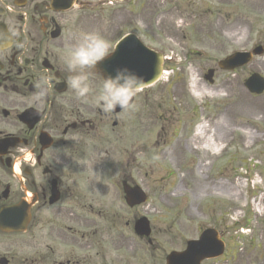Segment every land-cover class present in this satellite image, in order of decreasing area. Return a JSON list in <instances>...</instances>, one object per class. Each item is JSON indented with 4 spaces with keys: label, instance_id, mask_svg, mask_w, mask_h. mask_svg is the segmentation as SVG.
I'll return each instance as SVG.
<instances>
[{
    "label": "flooded vegetation",
    "instance_id": "flooded-vegetation-1",
    "mask_svg": "<svg viewBox=\"0 0 264 264\" xmlns=\"http://www.w3.org/2000/svg\"><path fill=\"white\" fill-rule=\"evenodd\" d=\"M13 2L0 0V24L23 37L12 42L8 51L0 52V133L19 140L8 152L10 159L19 157L21 196L26 198L29 193L44 205L52 191H57L55 206L60 210L61 200L82 194L76 178L82 176L90 191L88 184L97 163L93 160V137L111 114L78 100L67 83L70 76L62 54L75 45L77 31L86 29L82 20L59 13L55 17L43 0H27L21 9ZM41 76L48 78L50 88L43 101L35 103L32 97ZM10 109L16 113L11 114ZM2 110L7 111L6 116ZM34 183L36 193L31 192Z\"/></svg>",
    "mask_w": 264,
    "mask_h": 264
},
{
    "label": "clouds",
    "instance_id": "clouds-1",
    "mask_svg": "<svg viewBox=\"0 0 264 264\" xmlns=\"http://www.w3.org/2000/svg\"><path fill=\"white\" fill-rule=\"evenodd\" d=\"M111 47L110 41L99 32L79 33L75 45L62 57L64 67L72 73L68 86L78 100L91 102L105 114H113L117 107L126 111L135 110L133 101L144 86L142 78L127 70H118L114 76L105 77L98 90H94L90 82V73L109 55ZM35 87L32 100L40 103L50 88L48 78L41 76Z\"/></svg>",
    "mask_w": 264,
    "mask_h": 264
},
{
    "label": "rangeland",
    "instance_id": "rangeland-1",
    "mask_svg": "<svg viewBox=\"0 0 264 264\" xmlns=\"http://www.w3.org/2000/svg\"><path fill=\"white\" fill-rule=\"evenodd\" d=\"M244 7L242 9V13L251 14L252 11L258 14H264V0H243ZM114 8L119 9V28L115 31H108L107 29H103L107 34V39L110 41L111 45L124 33L129 30H136L138 34L142 37L141 39L144 41L145 44L152 47V41L150 38L149 28L151 27L153 18L151 19V14L149 10V0H128L126 2H119L117 6ZM161 11V7L159 8ZM107 20L110 18V10L103 15ZM106 20V19H105ZM106 20V21H107ZM165 22V21H164ZM171 23V22H170ZM164 24V23H163ZM260 25H256L254 27H259ZM165 30V29H164ZM250 37V44L253 45L255 41V36L253 35H244L241 33L240 35L236 36L233 39V43L235 46L238 47H246L248 43L247 38ZM250 49V48H248ZM203 68V66H200ZM203 71V70H202ZM252 72H258L264 75V57L256 60L251 66L247 69L241 70L238 73L239 79L242 80L248 74ZM195 75L198 73V69L194 70ZM199 77V75H198ZM197 77V78H198ZM235 81L234 88L236 89L239 87V81ZM240 88V87H239ZM244 93V92H243ZM245 99L248 102V106L250 109L249 113V120L250 126L244 132L240 133L242 138L244 139L243 144L239 145L238 143V133H236V145L238 149L236 150V157L237 161L244 160L247 158V155L250 152V148H252L255 144L260 142L264 139V96L261 97H248L244 93ZM243 115L236 117L237 124L239 120H243ZM121 135L123 136L122 142V160H128L129 156L132 152V140H131V126L126 125L123 129L119 130ZM124 149L127 150V153L124 152ZM236 181L231 185H228V192L229 197H231V202L238 201L240 204H244V195L242 193H238ZM263 209L261 211V217L264 218V201L263 205L261 206ZM256 226L261 229L262 222L261 220H257Z\"/></svg>",
    "mask_w": 264,
    "mask_h": 264
},
{
    "label": "water",
    "instance_id": "water-1",
    "mask_svg": "<svg viewBox=\"0 0 264 264\" xmlns=\"http://www.w3.org/2000/svg\"><path fill=\"white\" fill-rule=\"evenodd\" d=\"M123 45H124V44H123V43H121V44L119 45V48H120V47H122Z\"/></svg>",
    "mask_w": 264,
    "mask_h": 264
}]
</instances>
